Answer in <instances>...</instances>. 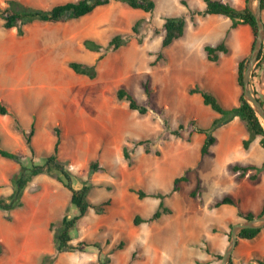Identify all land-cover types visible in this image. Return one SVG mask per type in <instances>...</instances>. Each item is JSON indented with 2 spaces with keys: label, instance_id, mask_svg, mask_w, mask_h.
<instances>
[{
  "label": "rangeland",
  "instance_id": "obj_1",
  "mask_svg": "<svg viewBox=\"0 0 264 264\" xmlns=\"http://www.w3.org/2000/svg\"><path fill=\"white\" fill-rule=\"evenodd\" d=\"M17 1L47 9L68 0ZM155 1L156 8L145 12L112 0L77 19L31 22L24 26L22 34L16 28H4L0 18V58L10 60L0 61V92H6L11 87L19 91L27 84L31 100L25 102L35 111V145L41 149L52 145L55 135L50 126L59 127V158L74 175V185L78 187L84 182L91 184L88 198L92 202L110 199L103 214L90 210L70 229L73 242L86 240L95 245L86 247L84 251L62 252L52 264H198L196 258L202 259L208 255L202 248L206 240L214 243L219 234L213 232L211 227L223 224L225 210L233 207L238 209L237 206L227 205L217 215L210 205L228 194L229 190L238 192L242 204L249 196H253L251 193L254 191L241 182L229 166L231 163L255 161L257 153L253 144L248 150H238L236 146L229 145L224 124L211 130L216 141L207 154L200 153L205 133L195 134L191 138L192 132H196L197 123L200 126L206 125V109L211 112L212 109L203 104L200 94H188L187 87L198 84L213 90L222 100V91L231 90V85L236 87L235 81H229L226 73L220 70V64L208 61L202 50H188L175 43L168 48H161L162 14L181 15L183 5L178 0ZM0 6H6L5 0H0ZM140 18L144 21L140 25L142 41L138 43L131 26ZM117 32L123 33L128 42L117 50L105 51L107 41ZM84 38L94 39L104 45L101 52H105V55L101 60L96 61L92 50L82 45ZM160 51L168 57L166 63L164 56L156 58ZM16 60L23 61L24 69L27 70L20 83L1 76L9 71H17L14 68ZM69 60L96 62V76H86L89 82L83 84V87L76 85L77 90L82 89L76 110H68L70 103L65 101L50 109L57 105L50 96L53 94L56 98L53 85H63L74 73L79 74L67 66ZM35 66L36 69L44 67L48 70L44 72L48 74L47 78L36 76L33 73ZM212 69L216 70L215 75L208 84L205 76ZM223 81L226 82L224 86ZM43 82H48V86H43ZM119 87L131 91L147 107V112L140 115L130 110L125 101H118L115 92ZM60 89L61 95H64V88ZM222 102L223 105L231 103ZM12 119L14 121L15 118ZM25 119L22 116V120ZM179 125L183 126L178 129L179 136L173 135L172 131ZM25 127L29 130L30 123ZM16 135L20 141L8 139L5 145L2 144L5 138L0 136L1 147L12 152L18 151L24 140L14 132L13 136ZM252 136L249 135L250 140ZM147 138L150 141L146 144H134L131 141ZM123 145L127 146L131 155V165L127 164L122 155ZM145 145L149 147V153L144 151ZM155 151L159 153L155 154ZM27 153V156L20 154L24 157V165L30 164L28 149ZM0 159L10 163L12 174L20 167L13 160ZM38 159V163H43L42 157ZM92 159L98 161V168L93 171L88 168ZM186 166H190L185 173L188 179L181 181L179 189L163 199L164 205L170 207L172 212L162 214L155 221L134 225L133 216H151L160 199H139L130 188L167 193L171 190L173 179L182 175ZM4 167L0 162V170ZM47 177L49 182L60 184L53 177ZM251 183L258 185V182ZM195 187V195L190 196ZM3 188L0 192L7 194L12 185L8 181ZM25 189L24 199L35 210L34 213L29 208L18 214L17 218V211H10L11 219L7 220V212L0 210V239L7 241L10 246L0 255H10L12 264H15L16 257L23 261L25 256L29 264H38L41 254L53 252L54 231L46 228L43 222L47 221L49 209H53L52 203H55L47 197L54 198V194L41 196L42 189L35 187V182H29ZM63 191L69 196L66 187ZM58 197L64 200L63 194ZM205 203L207 208L203 209ZM53 213L59 215L58 211ZM68 213L74 215L76 208L71 205ZM19 218L30 221L37 228L28 226L25 233L21 224L24 221ZM13 228V236L7 238L8 229ZM27 234L29 243L26 245ZM120 240L124 241V245L116 249ZM11 263L5 260V264Z\"/></svg>",
  "mask_w": 264,
  "mask_h": 264
},
{
  "label": "trees",
  "instance_id": "obj_2",
  "mask_svg": "<svg viewBox=\"0 0 264 264\" xmlns=\"http://www.w3.org/2000/svg\"><path fill=\"white\" fill-rule=\"evenodd\" d=\"M112 0H68L61 3H56L47 9H42L38 7H34L31 5H24L17 0H5L6 6H0V18L3 20V27L10 29L16 28L19 34H22L24 31V26L34 22H59V21H67L72 19L80 18L88 13H91L97 6L106 5ZM122 2L133 9H140L145 12L153 11L155 8L154 0H116ZM206 6L203 11L193 10L187 6L186 1L181 0V3L185 5L189 10V18L194 22V14L198 15H206V14H220L226 17H229L232 22V26H236L238 23H246L251 28V32L253 35L251 48L254 44V39L256 36V23L253 15L249 11L246 6L247 0H245V6L242 9H236L231 4L224 2L222 0H204ZM264 7V0L261 1V8ZM163 19V32L160 40V47L164 48L169 45L173 40L181 37L184 33L186 18L184 15H162ZM144 21L143 18L137 19L134 21L131 26V30L134 34L137 35V41L140 43L142 41L140 36V25ZM128 42V38L120 32L113 34L110 39L107 41L105 46V51L108 50H117L121 46L125 45ZM83 45L96 52H100L96 57V61L101 60L105 52H101L104 45L91 38H85L83 40ZM225 45L221 42L217 45H205L204 51L209 60L215 61L217 59V52L226 51ZM260 56L261 50L258 54V62L254 68L253 76L255 75V70L260 64ZM247 56L243 57L239 60L237 64V84L240 87V95H239V103L237 106L226 107L223 106L219 100L216 98L214 94L204 89H201L199 86L194 85L193 87L188 88L189 93H199L201 95L202 101L205 105H208L212 110L219 113V117H215L212 119L210 127L203 128L199 126H195V130L197 132L205 133L206 137L201 145L200 153L201 155L208 152V147L214 142L215 137L210 133L215 127L220 126L222 124L227 123L235 116H238L242 123L245 125L247 131L250 135H260V143L263 146V130L260 124L259 118L255 114V112L251 109V107L244 101L242 97V69L244 65V61ZM156 58H163V53L158 52ZM67 66L71 68L74 72L86 75L90 78H94L96 76V62L88 63L84 61L77 60H69L67 61ZM145 92L148 94L149 90L145 85ZM116 99L118 101H125L130 110L137 111L140 115H143L147 112V107L141 104L133 95V93L127 90L124 87H119L115 92ZM260 100V98L258 97ZM261 101V100H260ZM262 102V101H261ZM263 104V102H262ZM7 110L0 105V114H6ZM14 128L24 138L25 144L31 153V156H34L35 150L32 145L31 138L34 134V123L31 124L29 131L25 132L18 120L14 119ZM182 125H179L177 129L172 131L173 135L179 136V130L182 129ZM52 132L55 135V141L53 145V150L49 154H45L43 158V163L35 162L30 159V164L24 165L22 163V159L24 158L22 155L9 151L0 145V157L13 160L19 163V169L11 174L9 178V182L12 185V191L8 195H0V210L7 212L5 214V218L7 220L11 219L9 212L20 208L24 205L23 201V191L27 184L38 174L45 173L57 181H59L64 187H66L70 191L69 202L67 204L66 210L60 219L55 221H51L49 223V229L53 230V252L52 253H43L40 255L38 264H52L55 261V258L58 254L62 252H72V251H84L86 247L91 245L86 240H78L73 242V237L70 229L78 223V221L85 216L90 209L94 211L96 214H103L107 206L110 203V199H105L99 202H92L88 198V192L92 188L91 184H87L86 182L82 183L80 186L76 187L73 182L74 175L66 168L65 163L59 158V147L61 143V130L57 126L51 127ZM134 144H146L150 140L140 139V140H131ZM250 142V138L243 140V147L248 148ZM144 151L146 153L150 152V149L147 145L144 146ZM159 151H155V154H158ZM122 155L124 159L127 160V164L131 165V155L128 151L126 145L122 147ZM89 170L93 171L98 168L97 159H92L88 163ZM230 169L234 172H239L240 176H244L248 171L252 170V173H249L248 177L250 179H255L257 177V172L264 169V161L260 166L254 164L240 165L233 164L230 166ZM189 169L186 168L182 175L177 176L173 179V184L171 190L167 193H163L161 191H150L146 192L141 188L134 189L130 188V191H133L137 194L139 199L144 197H155L160 199L157 208L149 217H142L139 214H135L132 218V223L134 225H138L142 222H151L157 220L162 214L171 213L172 209L168 206L164 205L163 199L167 195L177 191L179 189V183L181 181H186L188 178L186 176V172ZM196 187L191 190L190 196H194L196 192ZM232 204L237 206L238 201L229 195L223 196L221 199L215 202V206H219L221 204ZM73 205L76 208V213L71 215L68 213V209ZM264 211V202L262 205L261 212ZM260 212V213H261ZM237 215L242 219H250L254 217V214L251 211L242 212L240 210L237 211ZM56 224V227H55ZM232 224H229V228ZM55 227V228H54ZM55 229V230H54ZM261 228H247L243 229L238 233V238L251 239L256 236ZM212 230H216V227H212ZM229 237V231L226 232ZM124 245V241L120 240L118 244L115 246L116 249H121ZM4 245L0 242V254L4 252ZM205 250L207 253H211V249L208 245H205ZM214 255L217 259L221 258V253L214 252ZM134 256V254H133ZM264 264V260L258 258ZM229 264H233L232 259L230 258Z\"/></svg>",
  "mask_w": 264,
  "mask_h": 264
},
{
  "label": "crops",
  "instance_id": "obj_3",
  "mask_svg": "<svg viewBox=\"0 0 264 264\" xmlns=\"http://www.w3.org/2000/svg\"><path fill=\"white\" fill-rule=\"evenodd\" d=\"M184 1H186L187 6L193 10L203 11L205 9V6H206L204 0H195L194 2H189L188 0H184ZM222 1L231 4L236 9H242L245 6V0H222ZM178 2L181 5H183L181 3V0H178ZM156 6H157V3L155 1V8H156ZM181 9H182L181 15H184L186 18L184 33L181 37L173 40L169 45L165 46L163 49L168 48L172 43H175L177 46H180L182 48H186L188 50H191L192 48L195 50H202L205 53V57L208 61L216 63V64H220V67H221L220 70H223L226 73L229 81H235L236 87H234V85H231V88H232L231 90L225 89L224 92L222 91V93L224 95V98L222 97V100L229 101V103L231 102L229 105H223V102L220 99L221 97H219V95L217 93H215L213 90L208 89V88L203 87V86H200L198 84H194V85H197L201 89H204L206 91L210 90L209 92L214 94L223 106H226V107L237 106L239 103V95L241 92L240 87L237 84V80H236L237 64H238L239 60H241L243 57L247 56L251 50V43H252V39H253L251 28L249 27L248 24L242 23V22L238 23L236 26L233 27L231 19L229 17H226L224 15H220V14H206V15L194 14V22H193L189 18L190 13H189L188 8L185 5H183V7ZM162 15H164V14H162ZM165 15H180V14H169V13H167ZM261 18H262V21L264 23V7L261 8ZM83 40H82V42H83ZM221 42L225 45L227 50L225 52L224 51L217 52V59L215 61L209 60L207 55H206V52L204 51V46L205 45L214 46V45H217ZM82 45H83V43H82ZM91 53L94 55V58L98 56L97 55L98 52H96V51H91ZM91 53H90V55H92ZM2 60L3 61H10V60L0 58V61H2ZM164 60H165L164 62L166 63L169 59H168V57L164 56ZM88 63H91V61H89ZM14 68L17 69L16 72L9 71L5 74H2L1 76L3 78H7V77L12 78L18 83L23 82L24 76H26V72H27V70L24 69L25 63L23 61H20V60L17 61L16 60ZM214 70L215 69L209 70L206 73L205 80L207 83L210 82L209 81L210 79L213 80L214 75H215ZM47 71L44 69V67H40V68L36 69V66H35L33 68V73L36 76H38V75L41 77L44 76V78H47V76H48V74L44 73ZM73 75L74 76H71L69 81H67V82L64 81L65 83L63 85H61V83H60V86L58 84L53 85V88L56 89L55 93H57L56 98L53 94H50V96L52 97L54 102L57 103V105L50 107V109L54 108V107H58L60 105V103H62L64 101L70 103L68 110L74 111L78 108L79 99L82 97V89L77 90L76 85H77V87H83V84H87L89 82V80H87L86 75H83V74H75L74 73ZM75 76H76V78H75ZM202 78H204V76H202ZM220 80H221V78H220ZM225 83L226 82L223 81L222 85L224 86ZM253 83H254L256 95L263 102V106H264V41H263V45L261 48L260 64L255 70V75L253 76ZM42 85L48 86V82H43ZM194 85L190 84L187 87V92H188V88L193 87ZM60 87L64 88V92H63L64 95H61L62 91H60L61 90ZM27 90H29V87H27V84H26L25 87L19 91H17L16 88L11 87L6 92H0V105L3 106L7 110L6 114H0V136H3L5 138L4 142L2 143L3 145L6 144V142H7L6 140H8V139L20 141V137L18 135L13 136L14 132L19 134L22 137V139L24 140L21 133H19L13 127L14 121L12 118H16L18 120V123L20 124L21 128L25 132L29 131V130L25 129L26 128L25 126L28 123H30V127H31L32 123L35 124L34 108L30 104H27L25 102L26 100L27 101L31 100V95L28 93ZM52 92H54V91H52ZM188 94L194 95L197 93H189L188 92ZM60 109L62 110L61 107H60ZM206 110H208V112L206 111V113H205L206 118H207L205 120L206 125L203 124L202 126H200L197 123V126H199V127L206 128L207 125H209L211 123L213 118L220 116V114L215 112L214 110H212V112L209 111L208 108ZM22 116L26 117L25 120L27 121V123H25V120H22ZM7 126H8V130H7ZM224 126H225V129L227 131V137H228L229 145L236 146L238 150H241V149L248 150L249 147L251 146V144H253L255 147L254 149H255V152L257 153V157H256L255 161H253V162L249 161L247 163H242L240 165L254 164V165L260 166L262 164V162L264 161V147L260 143L261 136L260 135L252 136V138L249 142L248 148L245 149L243 147V140L249 138L250 134L247 131L245 125L239 119V117L235 116L233 119H231L230 121L225 123ZM51 127H53V125L50 126V130H51ZM195 134H202V133L197 132V131L192 132L191 138ZM35 138H36V131H35V126H34V134L31 138V141H32V145H33L34 150H35V154H34V156H31V153L29 155H30L32 160H34L35 162H38L39 161L38 158L43 157L45 154H49L52 152L54 142L52 145H47L45 148L41 149L35 145ZM215 141H216V138L210 146H212L215 143ZM22 143L23 142H21V144ZM0 145H1V143H0ZM240 145L242 148L240 147ZM210 146L208 147L207 153L210 152ZM27 149L28 148H27L25 141H24V144L20 145L18 151H14V152H16V153L19 152V154L22 153V154H25V156H27L28 155ZM59 153H60V147H59ZM207 153H205V154H207ZM66 158L67 157H65L63 159H66ZM4 159H6V158H4ZM0 162H2L6 166V167H4L3 170H0V189H1L9 181V178H10L12 173H11V168L9 166L10 165L9 162H6V161L1 160V159H0ZM233 164H238V163H231L229 166H231ZM187 167H190V166H186L185 168H187ZM232 172H234V171H232ZM252 172L253 171L250 170L244 176H240L239 172H234L237 175V177L241 180V182L245 183L246 186H248V188L250 190L254 191L253 193H251L253 196L252 197L249 196L248 200H246V202H244L242 204L241 200L239 198L238 192H236V191L233 192L231 190L228 191V194H226V195H229L238 201V205H237L238 209L233 207V208H229L228 211L225 210L226 213L224 214V217H223V221H224L223 224L217 225V226H215V225L212 226V227H216V230H212V231L219 233L216 236V241L214 243H212L211 241L206 240V243L202 247L204 249V251L206 252L205 245L207 244L212 252L211 253L206 252L208 255L202 259L196 258L195 259L196 263H198V264H219V262H217L216 256L214 255V252L222 253L225 246L227 245L228 236H227L226 232L229 231V224H233L235 222L243 220L241 217H239L237 215L238 210H240L244 213L251 211L254 214V216H257L258 214H260L261 209H262V205L264 202V170L257 172V177L253 180L248 177L249 173H252ZM47 176H49V175H47L45 173L38 174L30 182H33V183L35 182V187L40 188V190L42 189L41 190V192H42L41 196L47 197L51 193L54 194L53 195L54 198H50V196L47 197V199H49L50 202H55V203H52L53 209L52 208L49 209V213L47 214V216H48L47 221L43 222L44 224H46V228H49V223L51 221H55V220L60 219L62 217L60 215H63V211H65V209L67 207V204L69 202L70 191L67 189L69 191V196H66L64 191H63L64 186L59 181L58 182L60 184H58V185H55V184L49 182ZM187 178H188V176H187ZM248 181H250V182H248ZM251 182H258V185H256V184L251 185L252 184ZM55 188H56V192L54 191ZM25 190L23 191V196H22L23 201H24V205L20 208L14 209L15 211H17V218L19 216L18 214H22L25 212V210H29V208H31L29 206V204L26 202V200L24 199V196H26ZM11 191H12V189H11ZM9 193L2 194L0 192V195H8ZM61 194H63V199H64L62 201L58 197ZM197 196L199 197L200 195H197ZM38 201H39V199L36 200V202H34L35 205L38 204ZM227 205H232V204L224 203V204H221L219 206H215V202H214V204L210 205V207H211V210L215 211V213L218 215V214H220V213H218V211L224 210ZM206 206L207 205L205 203V205L203 206L204 207L203 209H206L207 208ZM31 209L34 213L35 210L33 208H31ZM14 210H12V211H14ZM51 210H52V212H50ZM90 210H92V209H90ZM56 211L59 212V215L58 214L54 215L53 212H56ZM18 220L24 221L21 224L23 226L22 228H23L25 233L28 231V229H27L28 226L33 227V229L37 228V225H33L30 221H26L23 218H19ZM4 221L6 222V220H4ZM8 230L9 231H7V234H6L7 238L10 236H13V234L15 232L14 228H13V230H10V229H8ZM0 242L4 245V248L10 247L9 244L7 243V241L0 239ZM28 243L29 242H28V234H27V239L25 240V244L27 245ZM4 251H5V249H4ZM0 258L1 259L3 258L6 261H9V263H11L10 255L9 256L8 255L7 256L0 255ZM258 258L264 260V227H262L260 229L259 233L251 239L238 238L237 243H236V245L233 249V252L231 254V259H232L233 264H243L245 261L252 260V259H258ZM5 260H1L0 264H5ZM15 264H29V263H28L27 258L25 256V257H23V261L20 257H16Z\"/></svg>",
  "mask_w": 264,
  "mask_h": 264
},
{
  "label": "water",
  "instance_id": "obj_4",
  "mask_svg": "<svg viewBox=\"0 0 264 264\" xmlns=\"http://www.w3.org/2000/svg\"><path fill=\"white\" fill-rule=\"evenodd\" d=\"M261 1L262 0H247L246 6L254 17L256 23V36L254 44L247 55L242 69V97L244 101L251 107L259 118L263 130V147H264V106L258 99L253 83V72L258 62V54L262 48L264 41V23L261 18ZM264 227V211L250 219H243L235 222L229 229V237L227 245L221 253L219 264H229L231 254L237 243L238 233L247 228H262ZM243 264H263L259 259L245 261Z\"/></svg>",
  "mask_w": 264,
  "mask_h": 264
},
{
  "label": "bare ground",
  "instance_id": "obj_5",
  "mask_svg": "<svg viewBox=\"0 0 264 264\" xmlns=\"http://www.w3.org/2000/svg\"><path fill=\"white\" fill-rule=\"evenodd\" d=\"M51 61V60H50Z\"/></svg>",
  "mask_w": 264,
  "mask_h": 264
}]
</instances>
